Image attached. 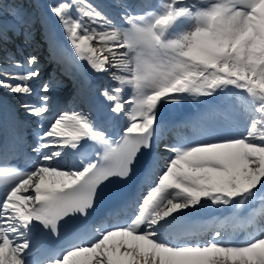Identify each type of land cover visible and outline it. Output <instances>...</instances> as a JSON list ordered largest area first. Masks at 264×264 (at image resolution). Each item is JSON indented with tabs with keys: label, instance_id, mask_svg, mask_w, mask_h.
<instances>
[{
	"label": "snow or ice",
	"instance_id": "obj_1",
	"mask_svg": "<svg viewBox=\"0 0 264 264\" xmlns=\"http://www.w3.org/2000/svg\"><path fill=\"white\" fill-rule=\"evenodd\" d=\"M149 3L134 11L118 0L117 23L92 0H52L38 17L18 10L9 23L0 0V51L10 32L28 43L39 22L54 56L74 53L73 63L109 73L115 84L100 95L109 119L124 121L113 138L75 108L49 120L62 82L35 84V55L7 57L0 89L38 127L28 165L19 163L24 138L0 137V264H264V0H163L159 10ZM188 100L205 107L169 122L167 106ZM172 127L193 135L161 143ZM161 148L169 153L163 165ZM138 170L136 193L114 194L110 205L112 214L134 205L135 214L121 224L91 222L105 189L127 185ZM209 212L216 218H202ZM247 225L259 230L229 239L230 227ZM48 234L66 235L65 246L48 248Z\"/></svg>",
	"mask_w": 264,
	"mask_h": 264
},
{
	"label": "bare ground",
	"instance_id": "obj_2",
	"mask_svg": "<svg viewBox=\"0 0 264 264\" xmlns=\"http://www.w3.org/2000/svg\"><path fill=\"white\" fill-rule=\"evenodd\" d=\"M107 1H109V3H111L114 6L117 13L120 14L122 9L118 6V0H107ZM151 1L152 0H150V3L147 6L151 7L152 9H156V10H159L160 4L163 3V0H158V2H155V3L151 2ZM33 2H34V0H26L23 7L25 5H30V7H31L30 9H32L33 8L32 7ZM50 2H52V0H35L37 7L40 9L39 11H35V12H37V16H39L42 12H47V5ZM120 2L128 4L134 11H142V10H144V8L146 6L145 5L142 9L141 8L139 9V7L141 5H143L144 0H120ZM151 3H154V4L151 5ZM9 12L11 13V11H9ZM40 26H41V24H40ZM22 27H24V26L22 25ZM51 27L54 29L58 41L60 42V44L63 45L66 52L67 53H73L71 45L68 42L65 33L62 31L59 21L55 20V18H52ZM187 27H190V25H188ZM36 30L40 36L33 41H29L30 48H28V49L30 51H33V49H32L33 46L35 45V43H39V42H41V44L43 46L45 43L48 45L44 46V49H42V53H41L40 58H42L44 60V63H42L43 65L40 64L39 67H41V68L44 67V68H43V72H42L41 77L37 81H35V84L42 81L43 73L47 69H52V71L55 70L54 75L58 79H59V77H64L63 76L64 74L59 69L60 65L63 64L65 69H67V70L69 69L70 74H67V75H69L70 77L65 76V78H67V79L60 81V82H62V85H63V87H61L63 89V91H61V93H58V94L52 93L51 103L55 104V106L57 103V107L64 106L65 108L61 109V110H71L73 108H75L76 110H82L85 113L90 114L91 118L96 122L97 127H100L102 124L100 121L101 120L100 105H101V103H103L104 105L109 107L108 102L104 99V97H102L100 95V91L106 87H109V86H112L113 84H115V83H113L114 81L111 80V82L109 84H105V80H107L106 75L108 74V72L99 73V74L93 73L91 70L87 69L86 66H81L80 64L73 63V61H75V59H76L74 56V53H73L71 59H69L67 57L62 58L59 55L54 56L50 50L47 32L44 31V29H42V27L40 29L37 28ZM23 31L24 30H21V32H23ZM31 32L33 35L34 31H31ZM11 34L12 33L10 32L9 35L12 37ZM18 42H19L20 47H22V45H26L24 39H19ZM19 46H18V43H16V45H15V43L13 42V37H12L11 41L3 47V51L7 52L5 54V56L12 55L13 53H15L14 50H16V51L18 49L20 50ZM10 47H12V48H10ZM38 53H40V52L38 51L37 53H34L35 56H38L37 55ZM16 54L17 55L20 54V56L24 55V54L21 55V53H19V52H17ZM17 57L18 56H15L16 60H18ZM1 58H4V57H1ZM19 59H20V57H19ZM57 61H59V62H57ZM3 63H5L6 65L3 66ZM4 67L8 68L7 59L0 60V69H4ZM9 70L10 71H24L25 69H11V68H9ZM109 71H114V69H110ZM61 88H59V89H61ZM65 91H66V93H65ZM8 94L12 95L10 93H8ZM0 102H2V103H0V124L4 123L3 127L6 126L5 128H9V129L17 128L16 127L18 125V115L17 114L23 112V109L18 107V110H16L15 112H12V109L7 108V105L5 104L6 102L4 101V99H2V95H0ZM52 104H51V112L48 114V117L55 111V109L52 107ZM67 105H70L71 107L69 108V106H67ZM73 106H75V107H73ZM204 107H205V105L202 102H199L196 105H192L191 101L188 100L183 105L167 106L165 116L169 122H171L172 124H176L178 122L186 121L189 118L195 116L197 111L203 109ZM27 121H29V120H27V119L23 120L22 125H24ZM121 122L124 124L123 120H121ZM174 129H176V131L179 130L178 127H172L171 130L168 132L166 138H169L168 135L171 136L172 134L175 133ZM186 129L193 132V130L191 128L184 127V130H186ZM3 132L4 131L0 130V133H3ZM26 143L30 144L31 141L27 140ZM159 152H160V156L164 157L163 156L164 154L161 151H159ZM28 153H30V152H28ZM165 161H166L165 159H160L159 165H163L165 163ZM29 163H30V161H29ZM255 207H257V208L259 207V202L256 203ZM242 208H243V206H242ZM202 218L214 219V218H216V214L209 212L208 214L204 215ZM220 218L222 219L223 217H220ZM110 220H111V218H105L104 220L99 221V222H101V226H108L110 224ZM241 227H243V229L241 231H237V232H233V233L228 232L229 233V239L236 241L239 238H243L246 233H255L256 231L259 230V225H247V226H241Z\"/></svg>",
	"mask_w": 264,
	"mask_h": 264
},
{
	"label": "rangeland",
	"instance_id": "obj_3",
	"mask_svg": "<svg viewBox=\"0 0 264 264\" xmlns=\"http://www.w3.org/2000/svg\"><path fill=\"white\" fill-rule=\"evenodd\" d=\"M23 2H25V0L24 1H17L16 3H14L13 5H12V10H11V16H15L16 15V13H17V11L18 10H22V12H23V14H25V15H31L33 18H35L36 16H35V14L33 13V10H35V9H30V5H25L24 7H21V6H23L24 5V3ZM92 2L93 3H95V4H97L103 11H105L115 22H117V23H120V20H119V17H120V14L119 13H117V11L115 10V8H114V6L111 4V3H108L107 2V0L105 1V0H92ZM23 4V5H22ZM144 4V3H143ZM143 6H145V5H143ZM2 7H3V11H4V13H10V12H8L9 10H7L6 9V3H4V1H3V5H2ZM111 7H113V8H111ZM30 10V11H29ZM107 10V11H106ZM109 10V11H108ZM113 12V13H112ZM114 16H117V18L116 17H114ZM72 15H73V17H76V13L75 12H73L72 13ZM11 16H6L5 17V19H7L8 20V22L9 23H12V18H11ZM85 23L86 24H88L90 27L92 26L91 25V22L90 21H85ZM61 26V25H60ZM61 29H62V31L64 32V30H63V28L61 27ZM34 33H35V31H36V27H34ZM14 39H15V37H14ZM35 48H37V47H35ZM30 53V52H29ZM14 54V56H18L17 54H16V52L15 53H13ZM31 54V53H30ZM44 54V53H43ZM26 56V55H25ZM28 56H30V55H28ZM38 57V56H37ZM27 58V57H26ZM38 60L41 62L42 60L38 57ZM19 61H20V59H19ZM22 62V61H21ZM23 62H24V60H23ZM4 65H6L5 63H3V66ZM43 65V64H42ZM4 68H6V67H4ZM41 68V67H40ZM55 70H53L52 71V69H49L48 71H47V75H48V79H49V76H52V78L55 76L54 74H55V72H54ZM42 72H43V68H42ZM45 76H46V73H44V76H43V78H45ZM107 76V80L105 81V84H109L110 82H111V77H110V75H109V73L106 75ZM56 77V76H55ZM43 83V81L42 82H39V83H36V84H42ZM113 83H115V82H113ZM114 85V84H113ZM0 95H2V99H4V101L6 102L5 104L7 105V108L8 109H12V112H15L16 110H18V107L19 108H21L20 107V100L17 98V97H15L14 95H9L8 93H7V91L6 90H2V89H0ZM130 95V93L128 92V91H125L124 93H123V96L125 97V98H127L128 96ZM8 101V102H7ZM195 101H198V100H195ZM15 106V107H14ZM16 108V109H15ZM22 109V108H21ZM62 111V110H61ZM20 114V115H19ZM18 115V125H20V121L22 122L23 120H25V119H27V120H34V122L35 121H37L36 120V118H34V117H30V116H28L25 112H24V110H23V112H21V113H18L17 114ZM22 119V120H21ZM51 119V117L49 118V120ZM47 124V121L45 120V125ZM36 125L38 126V122H36ZM26 126H28V128L27 129H25V131L27 132V133H30L28 136L29 137H31L32 139H34L35 140V136H34V133L35 132H33V128H34V126L33 125H30V124H28V123H26V125H25V127ZM20 128L22 129L23 127H22V125H20V127H19V132H21V130H20ZM36 128V127H35ZM33 134V135H32ZM228 231L229 232H232L233 231V229H228Z\"/></svg>",
	"mask_w": 264,
	"mask_h": 264
}]
</instances>
